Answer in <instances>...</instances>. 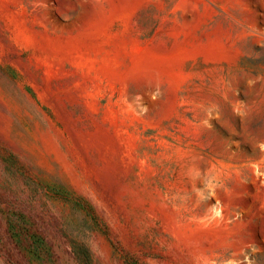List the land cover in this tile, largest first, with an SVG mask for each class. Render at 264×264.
<instances>
[{
	"label": "rangeland",
	"instance_id": "rangeland-1",
	"mask_svg": "<svg viewBox=\"0 0 264 264\" xmlns=\"http://www.w3.org/2000/svg\"><path fill=\"white\" fill-rule=\"evenodd\" d=\"M0 264H264V0H0Z\"/></svg>",
	"mask_w": 264,
	"mask_h": 264
}]
</instances>
